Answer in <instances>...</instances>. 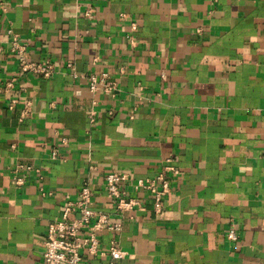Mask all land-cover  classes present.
Listing matches in <instances>:
<instances>
[{
    "label": "crops",
    "instance_id": "crops-1",
    "mask_svg": "<svg viewBox=\"0 0 264 264\" xmlns=\"http://www.w3.org/2000/svg\"><path fill=\"white\" fill-rule=\"evenodd\" d=\"M9 32L49 78L18 74ZM0 41V264H43L47 226L83 182L120 224L98 233L117 264H264V0H0ZM101 73L112 97L88 90ZM15 76L24 117L4 98ZM166 165L161 213L127 186L145 211L116 216L104 176L132 184Z\"/></svg>",
    "mask_w": 264,
    "mask_h": 264
},
{
    "label": "built area",
    "instance_id": "built-area-1",
    "mask_svg": "<svg viewBox=\"0 0 264 264\" xmlns=\"http://www.w3.org/2000/svg\"><path fill=\"white\" fill-rule=\"evenodd\" d=\"M89 15V12H87ZM131 29L136 30V24H131ZM10 38L7 42V53L17 61L18 74L31 75L40 78H49L54 72V66L50 62H30L26 57V45L20 41L17 34L9 32ZM1 44V41H0ZM0 50L1 47H0ZM67 67H71L70 64ZM74 77L77 75L74 74ZM87 86L91 94L102 92L112 97L116 91V82L110 80L108 74H90L87 76ZM17 77L11 78L4 86V98L7 100V109L13 111L19 104L22 105L21 117L29 114L30 102L19 95L9 94L13 89ZM1 98V96H0ZM56 151H52L50 159L55 160ZM30 167L19 165L17 171ZM13 176L15 186L24 185L23 178ZM175 168L166 165L161 172L152 178L138 179L129 183L126 174L118 172L107 173L104 180V191L106 196L114 202L115 215L121 217L125 212H144L145 206L139 198L130 197L126 190L131 186L134 192H139L150 201L155 214L162 211V203L170 193V177ZM41 196H44L42 188H39ZM74 217L70 219V216ZM121 230L118 222H112L109 215L96 213L92 208V192L87 182H83L77 198L73 202H67L61 214V219L51 222L47 226L42 252L43 264H88L87 259H106V264H117L122 258V252L115 240H111L107 246H102L98 233L107 231L118 233ZM227 240L235 242L237 235L235 227L231 225L226 233Z\"/></svg>",
    "mask_w": 264,
    "mask_h": 264
}]
</instances>
